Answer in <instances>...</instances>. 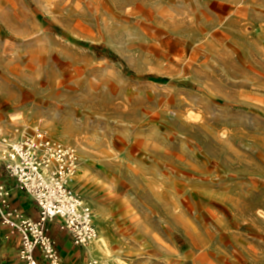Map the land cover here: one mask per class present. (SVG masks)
<instances>
[{"label": "rangeland", "instance_id": "obj_1", "mask_svg": "<svg viewBox=\"0 0 264 264\" xmlns=\"http://www.w3.org/2000/svg\"><path fill=\"white\" fill-rule=\"evenodd\" d=\"M36 130L99 264H264V0H0V151Z\"/></svg>", "mask_w": 264, "mask_h": 264}, {"label": "built area", "instance_id": "obj_2", "mask_svg": "<svg viewBox=\"0 0 264 264\" xmlns=\"http://www.w3.org/2000/svg\"><path fill=\"white\" fill-rule=\"evenodd\" d=\"M3 143L2 166L39 211L36 219L27 216L12 204L9 190L0 185V221L11 235H19V259L24 264L62 263L48 227L55 219L76 244L88 247L98 229L92 210L70 184L79 161L76 148L54 140L42 130L16 141L3 139Z\"/></svg>", "mask_w": 264, "mask_h": 264}, {"label": "crops", "instance_id": "obj_3", "mask_svg": "<svg viewBox=\"0 0 264 264\" xmlns=\"http://www.w3.org/2000/svg\"><path fill=\"white\" fill-rule=\"evenodd\" d=\"M15 181L16 180L13 178H9L0 162V185H4L9 190L10 200L15 207L21 209L27 216L36 219L39 217L36 203L24 191L17 187ZM72 187L75 189L74 186ZM59 222V219H55L48 224V227L51 229L49 232L55 239L61 255V264H89V259L93 260L90 254V245L88 247H83L76 244L67 232L59 228ZM19 247V235L17 233L11 235L9 229L2 225L0 221V264L2 261L6 264H24L18 257ZM85 248L87 249L86 256L83 255V251L86 250ZM97 264H99V262H97Z\"/></svg>", "mask_w": 264, "mask_h": 264}, {"label": "bare ground", "instance_id": "obj_4", "mask_svg": "<svg viewBox=\"0 0 264 264\" xmlns=\"http://www.w3.org/2000/svg\"><path fill=\"white\" fill-rule=\"evenodd\" d=\"M76 173H77V170H76L75 174L73 175V177L71 178L70 184L72 183ZM93 221H94V223H96L95 215H93ZM90 243H89V245H90L89 249H90V254L92 257L102 258L104 260L111 259L112 254L110 252L109 243L103 234L98 236V233H97V235L93 239L90 240ZM95 262H97V261H95Z\"/></svg>", "mask_w": 264, "mask_h": 264}]
</instances>
